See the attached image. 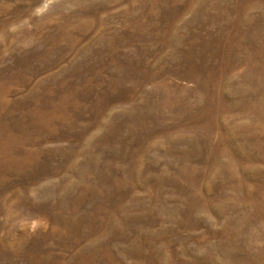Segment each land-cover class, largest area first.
Instances as JSON below:
<instances>
[{"label": "rangeland", "instance_id": "rangeland-1", "mask_svg": "<svg viewBox=\"0 0 264 264\" xmlns=\"http://www.w3.org/2000/svg\"><path fill=\"white\" fill-rule=\"evenodd\" d=\"M0 264H264V0H0Z\"/></svg>", "mask_w": 264, "mask_h": 264}]
</instances>
